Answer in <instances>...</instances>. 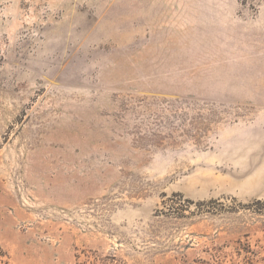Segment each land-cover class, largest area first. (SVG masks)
I'll return each mask as SVG.
<instances>
[{
	"label": "rangeland",
	"instance_id": "374dc122",
	"mask_svg": "<svg viewBox=\"0 0 264 264\" xmlns=\"http://www.w3.org/2000/svg\"><path fill=\"white\" fill-rule=\"evenodd\" d=\"M0 264H264V0H0Z\"/></svg>",
	"mask_w": 264,
	"mask_h": 264
}]
</instances>
